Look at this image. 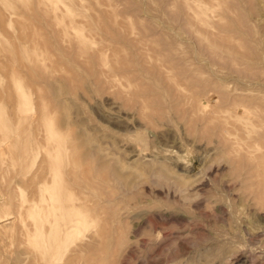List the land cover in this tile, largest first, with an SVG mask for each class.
Listing matches in <instances>:
<instances>
[{"label": "rangeland", "instance_id": "rangeland-1", "mask_svg": "<svg viewBox=\"0 0 264 264\" xmlns=\"http://www.w3.org/2000/svg\"><path fill=\"white\" fill-rule=\"evenodd\" d=\"M23 2L0 0V264L40 263L45 241L50 264L70 256L76 264H264V164L258 174L244 156L264 153V141L254 144L264 127L254 125L255 138L242 128L264 107L226 97L264 100V0H195L206 22L178 0ZM53 14L149 19L154 33H178V50L193 52L203 75L223 79L202 90L153 50L138 57L109 46L106 57L121 68L99 80L90 73L96 61L72 58L45 27ZM84 30L101 44L99 31ZM214 56L254 77L227 72ZM217 91L227 100H215ZM62 222L71 226L55 241Z\"/></svg>", "mask_w": 264, "mask_h": 264}, {"label": "bare ground", "instance_id": "bare-ground-1", "mask_svg": "<svg viewBox=\"0 0 264 264\" xmlns=\"http://www.w3.org/2000/svg\"><path fill=\"white\" fill-rule=\"evenodd\" d=\"M49 1H50V4L46 5V9L55 8L56 6L54 4H55L56 0H49ZM26 2H27V0H26ZM26 2H23V3H26ZM178 2H179V7H180V9L183 12H185V13L194 12L195 16L198 17V19H200V21L202 20L201 22H203V21L206 22L207 21L205 19H202L203 17H201V14L204 13V10H203L202 7H200L197 4V2L195 3V0H193L194 4L192 2H190L189 0H178ZM170 4L171 5L174 4L173 1ZM224 4L227 5L226 3H224ZM224 4H222V5L224 6ZM171 5H170V7H171ZM175 5H177V4L175 3ZM175 5H172V7L173 6L175 7ZM177 9H178V7H177ZM197 9H198L199 13L197 12ZM176 11H178V10H176ZM74 15L73 16L71 15V17H67V18H65L66 16H61V15H58V14H53V15H50V16L48 15L46 17L48 19L47 22H49V24H48V26H45V27L46 28L50 27L52 29V32H54V35L56 36L58 42L60 44L64 45V51L65 52H70L71 54L73 53V55H72L73 57L72 58H76L77 59V57H80V58L84 59L85 63L86 62L88 63V62L93 61V60L96 61L95 62V66L98 69L96 68L95 70H97L96 72L98 74L96 72H93V70H91L90 73H92V75L94 77L99 78V80L102 77H104V76L101 77V75H105V77L106 78L108 77L109 80L112 79V77L116 75L115 69H117L119 67L118 64H120L118 62V64L115 65V63L112 61L114 63V65H115V68H114V65L112 66L113 63L111 61L109 62V59L105 55L106 54L105 53V49L107 50L109 46H111V47H109V49L110 48H112V49L124 48V51H125V48H126V51H127V49L128 50L131 49L132 51L135 52V54L136 53L138 54V57H140L141 54H144L143 53L144 50L145 51H147V49H150V51L153 50L152 51L153 55H154V53H155V55H158L157 57H158V59L160 58L164 68L170 69V70H172V68H174L173 70L178 71L182 75V78L184 80H186L191 85H195L194 82H196L199 85L198 87H200L202 90L207 88V87H209V86H211V84L213 82L215 84H217L216 80H218V82H219L220 79H223V77H218V76L214 75L213 72H211V73L209 72L208 76L207 75L206 76L203 75L204 70L201 68V65H200L201 61H199L200 59L198 57H196V55L193 52L189 53V51L188 50L186 51L185 49H179L178 50V43L182 42V39L179 37L178 33L174 32L172 34H168L166 31L165 32L158 31V33H154L153 31H151V29L154 28L153 27L154 25L150 21L146 22L149 19H147V20L144 19V20H146V21H144V20L140 19L141 18L140 17L139 20H137L136 22H134V21L132 22L131 20H130V22H129V20L127 22V20H126V21H123L124 23L121 22L122 23L121 24V23H118V21H116V19H108V17H107V19H105L103 17L104 18L103 20L102 19L101 20L92 19V18L89 19L87 17L86 18L81 17L83 19H81V18L77 19L79 17H76ZM190 15L193 16L192 13ZM240 18H242V16ZM99 21H102V22H99ZM120 24L123 25V28L121 27ZM205 26H207V25H205ZM84 29L88 30L90 32H92L93 30L94 31H99V33L102 35V38H103L101 40V44L96 39L94 40V39L88 38V35H86L85 32H83ZM47 30H49V29H47ZM134 34H136V36ZM196 38H198V36ZM160 40H164L162 42L163 44H161V45L159 43ZM198 40L199 39H196V41H198ZM200 40L201 41H198L197 43H201L202 42V38H200ZM103 41H106V43H103ZM95 42L96 43L98 42V43L95 46H93L94 44H92V43H95ZM63 45H61V46H63ZM203 45L205 46L204 43H203ZM207 48L206 49L211 53V55H214L215 49H213L212 47H207ZM221 49L228 50L229 48H227V47L226 48H222L221 47ZM120 50H118V52ZM131 50H130V52H131ZM229 51H232V50H229ZM134 52H131V53L134 54ZM254 52H255V50H254ZM27 53H29V52H26V54ZM33 53L34 54H32V56L34 55V57H33V59L31 58V60L33 62H35V63H32V64H35L37 66L39 61H37V59L34 60V58H35V54L38 55V53H36V52H33ZM70 53L68 55V58H70L69 57ZM125 53H128V52H125ZM247 53H249V51ZM147 54H149V53H147ZM147 54H145V55H147ZM29 55H28V57H31V55L30 56ZM114 55H117V54H114ZM129 56H131L130 53H128V58H129ZM244 56L246 57L248 55H244ZM251 56H253V55H251ZM28 57H27V59H29ZM114 57H113V60L116 59ZM118 57H120V55H118ZM222 57H224V56H222ZM222 57L221 58L220 57L219 58H217V57L215 58V56H214L213 59L217 60L218 63H220V66L225 67L227 69V72H234V73L239 74V75L247 74V75H250L251 77L252 76L254 77L255 73H253L254 70L250 71L251 68H249L250 70H247V69H244V68H239V67L233 65L232 60H227L226 58H222ZM148 58H150V57H148ZM227 58H228V56H227ZM134 59H135V57H133V59H132L133 63L135 62V60L138 63L139 58L135 59V60ZM22 60H23V58H22ZM110 60H112V59H110ZM178 60H180L182 62H179ZM253 60L257 61L258 59H256V57H255V59H253ZM114 61L116 62L117 60H114ZM118 61H119V59H118ZM130 62H132V61H130ZM203 62L205 63L206 61H203ZM126 63H124V64H126ZM90 64H91V62L86 64V66L89 65L88 67H90ZM92 65H93V63H92ZM205 65H208V62L205 63ZM120 66H124V65L121 64ZM88 67H86L87 70H88ZM124 67H126V66H124ZM129 67H131V65H129ZM159 67H161V66L159 65ZM119 68H121V67H119ZM141 69L142 68L139 67L138 70H141ZM127 73H129V72H127V70H126L124 74H127ZM142 73L145 74L146 71H143ZM104 78H102V79H104ZM225 79L226 78H224V82L226 81ZM99 80H97V81H99ZM102 81L103 80H101V82ZM226 83H227V81H226ZM218 84H217V86H218ZM227 85H228V83H227ZM158 90H159V88H158ZM212 92H215V90H213ZM220 92L217 91V94H216L217 96H216V99H215V100L218 99L217 101H219V98H220L221 101H225L228 98V99H231V101H232L231 105H235L236 106L237 104H244V103H247V102H252L253 99H254L253 103L255 105L264 107V100L261 99V98L258 99V98H255V97H250L249 95H239V96L227 95L226 96L227 98H226L225 96H221ZM222 93L223 92H221V94ZM234 94H235V92H234ZM141 98H142V96H141ZM243 123H244V126L241 125L242 128L244 127V129H246L245 131L248 134H249V132L253 133L254 132V130H253L254 125L257 126L259 124L261 127L259 125H258V127H260V128L264 127V114L261 115L260 120H259L258 123L257 122L254 123V121H252L250 118L248 119V118H244V117H243ZM251 124H252V127H250ZM255 128H257V127H254V129ZM224 130L226 131V128ZM256 134L258 135L259 139H255L254 144L257 143L259 145V142L264 141V131L260 132L259 128H258V131L256 132ZM253 136L255 138V133H253ZM259 136H262L263 138H261ZM248 142H246V144H248ZM232 145H237L236 148L238 150L239 149H243V148H241L242 145H241V143L239 141L235 140L232 143ZM237 149H232V150H234L236 152ZM256 149L257 148H254V150H256ZM244 152H245L244 156L246 158H248V160L256 159V164L254 166H251V167L252 168L254 167V170H256V173H258L261 170V168H263L262 166L264 164V153H262L261 155H258V156H254L255 152L253 150H251V149L244 150ZM238 154H242V152L239 151ZM236 158H238V157L236 156ZM240 158H241V156H240ZM236 160H238V159H236ZM246 162H247V160H246ZM250 163H252V162H250ZM250 163L248 164V166L250 165ZM237 164H239L238 161H237ZM251 165H253V164H251ZM75 172L76 171L74 169L71 170V174H74ZM235 176H236V174H235ZM49 199H46L47 202H45V200H44V202L48 203L51 200V199L50 200ZM2 216H0V217H2ZM69 222L73 223L71 221H69ZM67 223L62 222V224L60 225L62 228L60 227L58 230H56V232H55L56 235L53 236V239H55V241L57 239L56 237L59 236L60 233H64L65 231H67L69 229L71 224H69L67 227H65L67 225ZM75 225L76 224H74L73 227ZM41 235L43 237L48 236L47 234H44V235L41 234ZM41 235L38 234V236H41ZM52 246H53L52 242H49V241H45L44 244H42L41 248L43 250L41 251L42 252L41 259H40L41 262L38 263V264H50L51 261L54 262L55 257L53 256V254L51 252ZM77 257L78 256H70V257H68L67 262H65L64 264H76L77 261H78Z\"/></svg>", "mask_w": 264, "mask_h": 264}]
</instances>
